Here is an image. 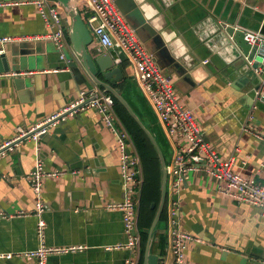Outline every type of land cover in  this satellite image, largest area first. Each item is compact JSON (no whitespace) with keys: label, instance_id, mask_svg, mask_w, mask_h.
<instances>
[{"label":"crops","instance_id":"crops-1","mask_svg":"<svg viewBox=\"0 0 264 264\" xmlns=\"http://www.w3.org/2000/svg\"><path fill=\"white\" fill-rule=\"evenodd\" d=\"M73 1L83 15V0ZM133 1L142 2L147 8L145 15L158 19L162 26L166 21L161 15H166L174 27V32L167 34L170 51L176 58L181 51L180 57L189 67L186 73L159 52L134 17V9L127 7L130 1L113 0L130 29L171 77L178 102L192 110L205 142L231 160L234 170L264 184V85L259 82L260 67L214 40V28L222 23L260 32L264 42V0ZM62 17L70 43L65 49L67 57L79 59L69 39L72 19L63 6ZM52 30L33 0H0V36L17 38L0 44V54H5L0 72L6 74L0 77V148L20 127L29 129L75 102L80 91L101 87L88 76L79 83L69 60L60 58L52 40L28 38L43 37ZM91 48L104 53L94 37ZM115 66L121 69V77L107 78L108 82L122 90L154 133L169 164L177 148L174 139L145 97L133 66L127 60L116 61ZM99 73L103 78L100 68ZM38 146L37 150V143L27 137L0 154V264H39L25 256L41 242L39 217L34 213L36 196L26 178L38 156L47 169L65 171L43 180L45 241L49 245L82 246L75 252L52 254L45 264H130L133 259L139 264L142 243L138 257L127 246L129 233L122 212L107 207L109 202L124 199L125 181L122 151L102 115L91 108L78 110L50 127ZM137 151L142 181L136 186L135 197L142 234L146 229L139 223L144 174ZM182 186L180 223L190 235L185 240L187 264H264V209L232 197L226 192V182L203 169L188 171ZM171 195L168 183L166 216L158 222L152 243L160 264L173 260L168 221ZM158 205L153 208L151 204V208L157 212ZM118 244L124 247L115 248Z\"/></svg>","mask_w":264,"mask_h":264},{"label":"built area","instance_id":"built-area-1","mask_svg":"<svg viewBox=\"0 0 264 264\" xmlns=\"http://www.w3.org/2000/svg\"><path fill=\"white\" fill-rule=\"evenodd\" d=\"M83 2V17L99 50H117L125 53L126 60L133 66L135 78L145 97L155 109L159 119L166 125L168 136L174 139L176 144L177 148L173 158L167 164L168 183L172 193L168 208L169 245L173 253V260L170 264H187L185 240L190 235L181 228L179 209V194L187 172L203 169L220 182H226L228 186L226 192L232 197L262 209H264V184L234 170L231 160L224 159L209 147L192 110L184 108L178 102L171 77L160 68L154 54L130 29L113 0H83ZM33 3L38 6L41 17L53 30L43 37L28 38L52 40L60 52V58L68 61L65 49L70 43L64 29L62 4L58 0H33ZM245 33L247 41L251 44L263 41L260 32L245 29ZM16 40L17 38L13 36H0V44ZM4 75L6 74L0 72V77ZM87 108L95 109L102 115L111 127L122 151L121 172L125 181V197L123 200L109 202L107 207L122 212L125 227L129 233L127 246L133 248L139 257L141 232L137 222L138 205L135 190L142 181L141 159L131 135L118 120L115 98L111 93L98 86L80 91L79 98L75 102L65 106L44 121L29 129L20 127L15 137L1 146L0 154L3 155L27 137L37 143L38 150L41 136L50 127L56 126L74 112ZM64 173L65 171L60 169H47L38 156L34 170L26 177L32 184L36 196L34 213L39 217L38 232L41 242L37 248L26 252L25 256L37 259L39 264H45L52 254H66L82 249V246L77 245H49L45 241L46 223L42 218L45 211L43 180L46 177L61 176ZM114 247L121 248L124 244ZM3 256H10V254ZM130 264H138V259L131 260Z\"/></svg>","mask_w":264,"mask_h":264},{"label":"water","instance_id":"water-1","mask_svg":"<svg viewBox=\"0 0 264 264\" xmlns=\"http://www.w3.org/2000/svg\"><path fill=\"white\" fill-rule=\"evenodd\" d=\"M58 1L62 4L65 11L72 19L69 39L73 46V50L79 59H74L73 56H68L67 58L69 60L68 66L75 75V78L79 83H82L88 79V76L96 84L103 87L105 91L113 94L126 107L130 115L146 133L158 152L161 166V198L155 218L149 230L143 264H160V256L152 251V243L154 234L157 232V224L165 209L168 195V173L165 154L154 133L123 96L122 90L119 87L110 84L107 80V78H112L114 76L116 79L121 77V69L118 66H115V62L126 60L125 53L117 50L104 51V53L92 51V32L87 26L82 13L79 11L74 1ZM129 1L130 4L127 7L134 9V17L141 24V28L147 32L149 35L148 37L155 42L159 52L167 57L172 64L176 65L182 73H186L188 71L187 68L189 67L183 62L182 57H180L181 51L178 53L179 56H177V58L170 51L167 34L174 32V27L167 20L166 15H161L166 21V24H163L162 26L157 22L158 19L151 18L149 14L145 15L144 9L147 11V8L142 2H138V4L133 0ZM159 11H161L160 8ZM161 14H163V12H161ZM214 31V40H216L220 46H225V48L231 52L232 50L237 51L240 56H245L250 62H253L254 65L260 67L261 72L259 73V82L264 85V42H257L255 44L249 43L245 37V30L237 28L234 25H222V23H219L217 27L214 28ZM4 58L5 54L1 53L0 60L5 61ZM2 68L4 67L1 66V69ZM8 68V65H5L4 69L8 70ZM99 68L103 71V78L100 76ZM190 68L194 67L191 65ZM261 98L264 100V92L262 93ZM152 207H156L155 202L152 203Z\"/></svg>","mask_w":264,"mask_h":264},{"label":"trees","instance_id":"trees-1","mask_svg":"<svg viewBox=\"0 0 264 264\" xmlns=\"http://www.w3.org/2000/svg\"><path fill=\"white\" fill-rule=\"evenodd\" d=\"M114 96V95H113ZM115 109L123 122L126 129L131 133L135 144L140 152L143 162L144 180L142 185L141 199H140V216L139 223L142 230L141 243L142 254L139 264H143L145 246L147 241V229L151 226L156 209L151 208L152 202L159 203L161 196V166L158 152L142 130L135 119L130 115L126 107L114 96ZM166 216V209L163 211L162 218Z\"/></svg>","mask_w":264,"mask_h":264},{"label":"rangeland","instance_id":"rangeland-1","mask_svg":"<svg viewBox=\"0 0 264 264\" xmlns=\"http://www.w3.org/2000/svg\"><path fill=\"white\" fill-rule=\"evenodd\" d=\"M81 9H82V7H81ZM83 10V9H82ZM128 131V130H127ZM129 132V131H128ZM129 134L131 135V133L129 132ZM131 138H132V140H133V142H134V144H135V141H134V139H133V137H132V135H131ZM136 145V144H135ZM167 158H168V156H167Z\"/></svg>","mask_w":264,"mask_h":264}]
</instances>
